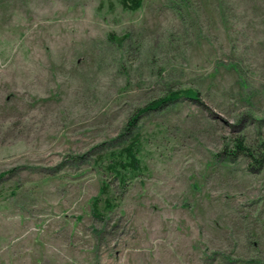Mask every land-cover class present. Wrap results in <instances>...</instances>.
Segmentation results:
<instances>
[{
    "label": "rangeland",
    "instance_id": "1",
    "mask_svg": "<svg viewBox=\"0 0 264 264\" xmlns=\"http://www.w3.org/2000/svg\"><path fill=\"white\" fill-rule=\"evenodd\" d=\"M0 176V264H264V0H0Z\"/></svg>",
    "mask_w": 264,
    "mask_h": 264
},
{
    "label": "trees",
    "instance_id": "2",
    "mask_svg": "<svg viewBox=\"0 0 264 264\" xmlns=\"http://www.w3.org/2000/svg\"><path fill=\"white\" fill-rule=\"evenodd\" d=\"M117 2L124 11L135 12L141 8L143 0H117ZM197 96V92L191 89L169 91L163 98L157 99L140 109L129 120L122 134V136L126 137V140L128 139V142L101 158V161L103 160V162H105L103 167L105 173L112 176L121 187L125 186L128 181L137 178L142 173L141 163L138 159L141 146L140 138L137 135H132V130L135 128L134 125L137 118L149 111L158 110L166 104L176 103L180 99L196 101ZM235 147L239 149L240 144H236ZM2 177L3 176H0V179ZM109 189V183H102L98 196L93 198L91 202V214L95 218L101 217V210L110 213L115 208V204L110 197H108Z\"/></svg>",
    "mask_w": 264,
    "mask_h": 264
}]
</instances>
